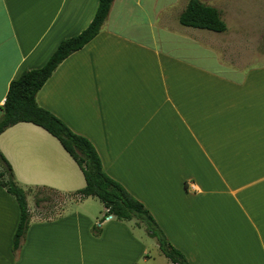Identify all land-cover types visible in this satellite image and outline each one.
I'll return each mask as SVG.
<instances>
[{
    "label": "crops",
    "instance_id": "1",
    "mask_svg": "<svg viewBox=\"0 0 264 264\" xmlns=\"http://www.w3.org/2000/svg\"><path fill=\"white\" fill-rule=\"evenodd\" d=\"M188 1L114 0L99 35L60 64L36 101L94 145L106 174L145 205L189 264H264V0H201L227 30L180 29L178 43H158L156 34L176 35L165 13L182 3L179 17ZM98 4L0 0V118L10 83L84 31ZM128 12L142 16L125 30L119 19ZM143 27L152 37H137ZM0 151L26 191L85 186L41 127L8 128ZM44 203L29 208L14 252L20 209L0 186V264H138L149 254L128 222L111 216L97 227L85 210L56 214Z\"/></svg>",
    "mask_w": 264,
    "mask_h": 264
},
{
    "label": "trees",
    "instance_id": "2",
    "mask_svg": "<svg viewBox=\"0 0 264 264\" xmlns=\"http://www.w3.org/2000/svg\"><path fill=\"white\" fill-rule=\"evenodd\" d=\"M113 3L114 0H99L94 18L84 31L63 40L42 68L23 71L18 79L10 83L5 103L1 108L0 135L19 123H30L44 129L60 142L84 175L85 186L70 193L74 198L79 201L87 198L99 199L107 210L105 217L113 216L122 222L135 220L138 227H144L148 235L156 240L161 253L171 264H189L186 256L171 244L145 205L106 174L94 145L84 136L73 132L62 120L39 106L36 101L38 92L60 64L99 35ZM178 20L187 28L214 33H224L227 30L221 12L201 0H189ZM0 186L15 199L20 209V219L13 239V251L16 252L21 247L31 220L27 201L30 190L26 191L16 183L12 167L1 151ZM39 189L62 194L46 187ZM35 200L36 208H40L45 198L36 197ZM53 215L54 211L49 214ZM99 233L100 230L95 227V234Z\"/></svg>",
    "mask_w": 264,
    "mask_h": 264
},
{
    "label": "rangeland",
    "instance_id": "3",
    "mask_svg": "<svg viewBox=\"0 0 264 264\" xmlns=\"http://www.w3.org/2000/svg\"><path fill=\"white\" fill-rule=\"evenodd\" d=\"M182 6L183 5L181 3L180 6L171 8L165 13L169 18V23L171 27H176V30L174 31L176 35H174L173 33H170L169 36L168 35L159 36L156 34L154 36H155V39L158 41V43L161 44V42L165 38H167L171 42L178 43L179 42L178 38L180 36L179 34L181 31L180 29H184V31H198V30H191L189 28H181V25L178 21L177 14L178 12H180ZM120 16L121 17L119 21L121 22V27L124 28L125 30H128V29L135 27L134 22L137 20L136 17L140 18L142 16V13L140 12L139 14L137 15L135 14L133 16L128 12L126 15H120ZM141 21L143 22V19H141ZM154 22L159 24L161 22L160 18H155ZM141 31H144L145 34L138 35L137 37L147 38L148 29L146 27H143L142 29H140V32ZM150 31H152V29ZM155 31L158 32L159 30L155 29ZM148 37H152V36H148ZM257 53L259 52H256L254 50L251 52L250 55H256ZM30 194L33 197L32 199L29 200L30 210H34V209L35 211L37 210L35 206V202H36L35 199L36 197H42V198H45L44 202L49 203V204L46 203L47 206L50 207V206H53V204L56 205L57 208H55L54 210L56 214H60V213L64 214L65 212H68V211L85 210L91 215L98 217L99 222L96 223L97 227H98V224H100V222L106 218L104 214V206L101 203V201L97 198H87L82 201H79L77 198H74L71 194H57V193H54L48 190H42L39 188L30 189ZM43 205H45V203ZM128 225L131 227V230L134 232V235L138 239L144 242L147 248V252L149 253L146 258L141 257V259L138 261V264H171L170 261L161 253L156 240L151 238L148 235L144 227H138L136 225L135 220L129 221Z\"/></svg>",
    "mask_w": 264,
    "mask_h": 264
},
{
    "label": "water",
    "instance_id": "4",
    "mask_svg": "<svg viewBox=\"0 0 264 264\" xmlns=\"http://www.w3.org/2000/svg\"><path fill=\"white\" fill-rule=\"evenodd\" d=\"M111 216H109L108 218H110Z\"/></svg>",
    "mask_w": 264,
    "mask_h": 264
},
{
    "label": "built area",
    "instance_id": "5",
    "mask_svg": "<svg viewBox=\"0 0 264 264\" xmlns=\"http://www.w3.org/2000/svg\"><path fill=\"white\" fill-rule=\"evenodd\" d=\"M107 219H109V218H107Z\"/></svg>",
    "mask_w": 264,
    "mask_h": 264
}]
</instances>
